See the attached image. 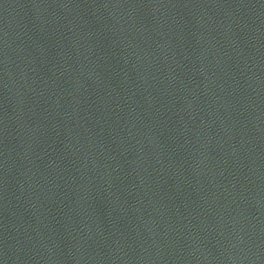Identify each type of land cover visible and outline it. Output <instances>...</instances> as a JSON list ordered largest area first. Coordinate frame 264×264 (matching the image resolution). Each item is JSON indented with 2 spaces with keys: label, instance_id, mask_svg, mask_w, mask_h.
<instances>
[{
  "label": "water",
  "instance_id": "95a60500",
  "mask_svg": "<svg viewBox=\"0 0 264 264\" xmlns=\"http://www.w3.org/2000/svg\"><path fill=\"white\" fill-rule=\"evenodd\" d=\"M0 264H264V0H0Z\"/></svg>",
  "mask_w": 264,
  "mask_h": 264
}]
</instances>
